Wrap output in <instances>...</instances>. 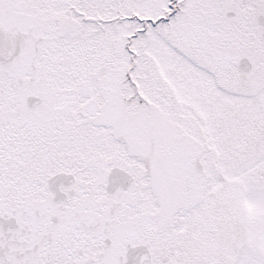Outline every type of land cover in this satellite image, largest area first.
Segmentation results:
<instances>
[{
	"label": "snow or ice",
	"instance_id": "snow-or-ice-1",
	"mask_svg": "<svg viewBox=\"0 0 264 264\" xmlns=\"http://www.w3.org/2000/svg\"><path fill=\"white\" fill-rule=\"evenodd\" d=\"M0 264H264V0H0Z\"/></svg>",
	"mask_w": 264,
	"mask_h": 264
}]
</instances>
